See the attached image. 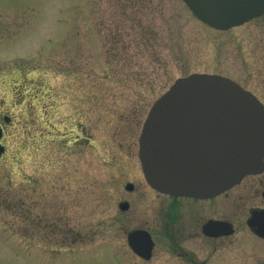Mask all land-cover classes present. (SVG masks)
Listing matches in <instances>:
<instances>
[{
	"label": "rangeland",
	"instance_id": "374dc122",
	"mask_svg": "<svg viewBox=\"0 0 264 264\" xmlns=\"http://www.w3.org/2000/svg\"><path fill=\"white\" fill-rule=\"evenodd\" d=\"M193 72L228 76L264 101V13L215 29L182 0H0V113L12 119L0 264H172L154 196L123 185L142 179L138 137L152 103ZM262 191L264 171L206 202L223 204L235 232L193 244V257L264 264V240L245 223ZM141 225L158 240L149 260L126 241Z\"/></svg>",
	"mask_w": 264,
	"mask_h": 264
},
{
	"label": "water",
	"instance_id": "95a60500",
	"mask_svg": "<svg viewBox=\"0 0 264 264\" xmlns=\"http://www.w3.org/2000/svg\"><path fill=\"white\" fill-rule=\"evenodd\" d=\"M183 1L201 22L216 29L264 13V0ZM263 157V103L218 74L191 73L175 79L151 106L139 138V158L148 183L178 195L220 193L245 175L261 172ZM217 223L209 224L212 230L206 232L219 234L214 231L222 228ZM247 224L264 236V209L252 210ZM224 232H231L230 224ZM129 239L138 254L149 256L150 245L143 237Z\"/></svg>",
	"mask_w": 264,
	"mask_h": 264
},
{
	"label": "flooded vegetation",
	"instance_id": "af4514ba",
	"mask_svg": "<svg viewBox=\"0 0 264 264\" xmlns=\"http://www.w3.org/2000/svg\"><path fill=\"white\" fill-rule=\"evenodd\" d=\"M12 125V119L8 114L0 113V160L6 154L7 148L4 143L5 132L8 126ZM138 158V155H137ZM142 179L136 175L135 181L127 180L123 185V189L128 194L136 192V195L141 196L140 192H137L142 189L149 191L154 196L156 202L154 205L155 210V230L158 229V240L163 241V244L167 248H164V251H167L169 258L168 260L172 261V264H210V259L207 258H195L191 253V248L193 244L199 245V247L206 248L209 247L210 243L221 242L228 235L218 234V235H209L204 231L205 224L210 220L215 221H227L231 224L233 232H235V224L229 218H226L224 211L222 209L221 203L219 206L210 211L206 202L216 199L222 193L217 194L211 198H199V197H189L183 195H174L159 192L146 182L142 168L140 167ZM258 175V174H257ZM263 192L261 195L263 196ZM125 205V211H127L131 206V199L124 198L123 201ZM167 205V207H166ZM253 209H264V204H256L249 209L246 219L250 215V211ZM250 229V228H249ZM134 230H146L152 239L153 250L157 245V238L154 237L152 230L148 229L146 226L135 227L127 232L126 241L128 234ZM251 230V229H250ZM253 232V231H252ZM254 233V232H253ZM257 239L264 240V237L254 235ZM200 248V249H202ZM163 249V248H162ZM215 247L212 248L214 250ZM151 256L147 259H151Z\"/></svg>",
	"mask_w": 264,
	"mask_h": 264
}]
</instances>
